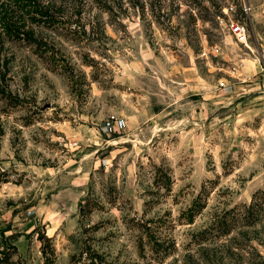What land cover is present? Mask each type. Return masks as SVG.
Returning a JSON list of instances; mask_svg holds the SVG:
<instances>
[{"label":"rangeland","instance_id":"374dc122","mask_svg":"<svg viewBox=\"0 0 264 264\" xmlns=\"http://www.w3.org/2000/svg\"><path fill=\"white\" fill-rule=\"evenodd\" d=\"M246 1L0 0V264H264Z\"/></svg>","mask_w":264,"mask_h":264},{"label":"built area","instance_id":"2783aa9c","mask_svg":"<svg viewBox=\"0 0 264 264\" xmlns=\"http://www.w3.org/2000/svg\"><path fill=\"white\" fill-rule=\"evenodd\" d=\"M241 13L244 14L249 20H252V6L246 0H243ZM230 33L235 37L237 42L246 43L249 37V26L248 22H232L230 24ZM257 62L260 67V71L264 74V48L261 47L257 50ZM103 125L107 130H119L124 125V119L116 114H109L105 117Z\"/></svg>","mask_w":264,"mask_h":264}]
</instances>
